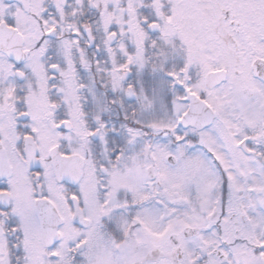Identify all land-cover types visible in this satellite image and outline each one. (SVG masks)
I'll return each instance as SVG.
<instances>
[{"label": "snow or ice", "instance_id": "6c2138e0", "mask_svg": "<svg viewBox=\"0 0 264 264\" xmlns=\"http://www.w3.org/2000/svg\"><path fill=\"white\" fill-rule=\"evenodd\" d=\"M0 264H264V0H0Z\"/></svg>", "mask_w": 264, "mask_h": 264}]
</instances>
